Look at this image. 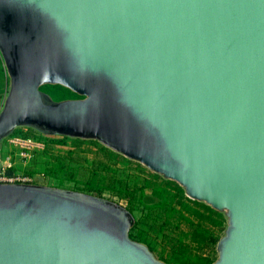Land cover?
<instances>
[{
	"label": "water",
	"instance_id": "obj_1",
	"mask_svg": "<svg viewBox=\"0 0 264 264\" xmlns=\"http://www.w3.org/2000/svg\"><path fill=\"white\" fill-rule=\"evenodd\" d=\"M0 53V145L23 126L99 141L226 214L214 264H264V0H0ZM132 221L0 184V264H165Z\"/></svg>",
	"mask_w": 264,
	"mask_h": 264
},
{
	"label": "rangeland",
	"instance_id": "obj_2",
	"mask_svg": "<svg viewBox=\"0 0 264 264\" xmlns=\"http://www.w3.org/2000/svg\"><path fill=\"white\" fill-rule=\"evenodd\" d=\"M63 98L65 97L58 99ZM30 129L34 128L20 127L1 143L0 162L6 161V164H11L10 170L15 173L33 177L37 185L100 197L126 208L133 215L130 230L132 240L148 247L161 262L171 264L168 259L172 253V247L181 238V232L189 231V223L178 219L177 215L169 217V208L167 211L157 209L155 215L150 218L149 211L141 203L142 193L150 194L152 191L150 188L144 189V186L149 181L162 183L166 178L120 153H118L120 156L116 158L110 157L103 152L106 146L99 141L81 139L83 144L78 147L76 139L79 138L46 134L37 129L33 130L36 135L33 139L38 146L30 157L23 158L18 155L20 150L11 143L10 139L16 133H27ZM60 141H65V143ZM176 184L181 187L178 183ZM181 188L188 197L185 189ZM184 213L189 216L186 210ZM223 214L225 217L224 230L219 231L214 227L215 233L221 238L225 235L228 226L227 216ZM195 221L197 222L196 219ZM166 222L168 225L165 224ZM177 226H180L179 230ZM183 241L192 244L191 237H185ZM193 247L196 249L197 244H193ZM198 251L209 253L207 248L198 249ZM211 255L214 256L215 261L218 259L217 246Z\"/></svg>",
	"mask_w": 264,
	"mask_h": 264
},
{
	"label": "trees",
	"instance_id": "obj_3",
	"mask_svg": "<svg viewBox=\"0 0 264 264\" xmlns=\"http://www.w3.org/2000/svg\"><path fill=\"white\" fill-rule=\"evenodd\" d=\"M8 86L9 77L4 60L0 53V108L4 102ZM42 90L48 93L54 101L81 98L78 94L61 85H46L42 87ZM62 96L65 98L58 99ZM33 130L34 129H30L27 133H16L12 137L20 136L26 139L33 138L36 136L33 133ZM76 140V146L80 147L83 142L81 139ZM60 142L65 143V141ZM103 152H106L107 155L114 158L120 156V154L115 153L106 147L103 149ZM163 180L164 181H162V183L149 181V183L144 186V189L150 188L152 191L150 194L145 192L142 193V206L149 211L150 218L152 215H155L157 209L167 211L169 208V217L177 215L178 219H182L189 223L190 228L188 232L180 233L181 238H179V240L176 241L175 245L172 247L173 250L169 256L168 262L171 264H214L215 259L211 253L215 251V248L221 239V237L215 233L214 227L219 231L224 230V214L216 211L205 203L189 199L185 196L184 190L179 187L176 182L166 179ZM185 210L189 216L185 215ZM190 216L194 217L197 222ZM165 224L168 225L167 222ZM176 228L179 230L180 226H177ZM185 237H191L192 244L191 242L185 243L183 241ZM193 244H197L196 249H194ZM205 248L209 250V253L198 251V249L204 250Z\"/></svg>",
	"mask_w": 264,
	"mask_h": 264
},
{
	"label": "built area",
	"instance_id": "obj_4",
	"mask_svg": "<svg viewBox=\"0 0 264 264\" xmlns=\"http://www.w3.org/2000/svg\"><path fill=\"white\" fill-rule=\"evenodd\" d=\"M10 141L18 150H20L18 155L23 158L30 157L33 150L38 146V143L33 138L26 139L20 136H16L11 138ZM11 168V164L8 163L0 170L1 185H35L33 177L15 172L13 175H9L7 172Z\"/></svg>",
	"mask_w": 264,
	"mask_h": 264
},
{
	"label": "crops",
	"instance_id": "obj_5",
	"mask_svg": "<svg viewBox=\"0 0 264 264\" xmlns=\"http://www.w3.org/2000/svg\"><path fill=\"white\" fill-rule=\"evenodd\" d=\"M1 109V108H0ZM6 165V161H2L0 162V170ZM8 171H12V170H8Z\"/></svg>",
	"mask_w": 264,
	"mask_h": 264
}]
</instances>
